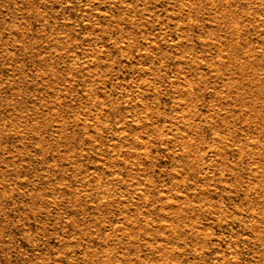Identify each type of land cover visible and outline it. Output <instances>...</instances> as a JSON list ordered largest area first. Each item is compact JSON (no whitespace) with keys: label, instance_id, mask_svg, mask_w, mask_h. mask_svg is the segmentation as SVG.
Masks as SVG:
<instances>
[{"label":"rangeland","instance_id":"374dc122","mask_svg":"<svg viewBox=\"0 0 264 264\" xmlns=\"http://www.w3.org/2000/svg\"><path fill=\"white\" fill-rule=\"evenodd\" d=\"M0 264H264V0H0Z\"/></svg>","mask_w":264,"mask_h":264}]
</instances>
